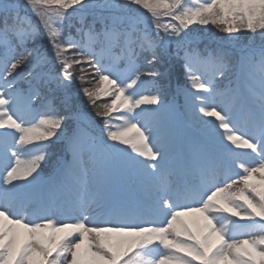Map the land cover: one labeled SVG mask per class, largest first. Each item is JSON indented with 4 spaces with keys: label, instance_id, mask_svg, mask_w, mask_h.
<instances>
[{
    "label": "snow or ice",
    "instance_id": "snow-or-ice-1",
    "mask_svg": "<svg viewBox=\"0 0 264 264\" xmlns=\"http://www.w3.org/2000/svg\"><path fill=\"white\" fill-rule=\"evenodd\" d=\"M0 264H264V0H0Z\"/></svg>",
    "mask_w": 264,
    "mask_h": 264
},
{
    "label": "trees",
    "instance_id": "trees-1",
    "mask_svg": "<svg viewBox=\"0 0 264 264\" xmlns=\"http://www.w3.org/2000/svg\"><path fill=\"white\" fill-rule=\"evenodd\" d=\"M71 11V9L69 10ZM79 17V14H77L76 16H74L72 18V22L73 24H79L78 22H76V17ZM35 20V18H33ZM87 21H91V17H86L85 18ZM190 31L195 34V35H200L202 38L204 39H201V42H210V43H217L215 41H219L221 40V38H227V35L226 33L222 32L219 30V27L217 26H214V25H207V26H202V25H191L189 27ZM188 29V30H189ZM72 33L75 34V28L72 29ZM241 35H243L244 37H247L248 35L250 34H247V33H242ZM246 41L242 40L241 43H244ZM45 45H47V41L45 40L44 41ZM227 47V46H225ZM173 49H174V46H173ZM48 53L49 55H51V49L49 48L48 49ZM175 59V58H173ZM172 59V60H173ZM171 60V61H172ZM176 63H178V72L179 74H181L182 72V64L178 61V60H175ZM170 64V62H169ZM162 71H165L167 73V75L165 76V78L168 77V74H169V65L167 64L166 66H162L161 68ZM74 75L75 76H78L79 73L78 72H74ZM145 79H148L147 77H144ZM91 79V77L89 76V80ZM163 81V85H165V81L166 79L162 80ZM22 87L24 85H21ZM84 86H90L88 84H81L80 81L77 79L74 81V83L72 84L71 88H70V93L73 95V99H74V107H79V108H82L84 109L88 115H90L92 118H95L97 119L98 121H101L102 119L100 117H97L95 115L96 111L99 110L98 108H94L92 107L88 101H87V98L83 96V94L81 92H79V90L84 87ZM108 102L107 98L105 99H102V100H99L97 101V105H102L104 103ZM74 126V125H73ZM60 148H61V142H57L56 144H52L51 148H50V153H51V158H50V161L48 162V166L45 167L44 166V169L46 171V173L50 170V167H51V164L59 157L60 155Z\"/></svg>",
    "mask_w": 264,
    "mask_h": 264
}]
</instances>
